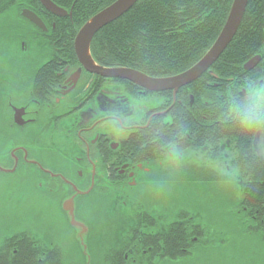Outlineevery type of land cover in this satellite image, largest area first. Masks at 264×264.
<instances>
[{
	"label": "flooded vegetation",
	"instance_id": "af4514ba",
	"mask_svg": "<svg viewBox=\"0 0 264 264\" xmlns=\"http://www.w3.org/2000/svg\"><path fill=\"white\" fill-rule=\"evenodd\" d=\"M117 1L46 0L62 10L57 14L42 0H0V50L6 43L15 47L13 64L0 52V132L7 135L0 145V176L28 184L34 205L48 210L71 245H81L83 231L100 264H181V252L191 259L205 249L204 219L195 209L156 201L158 193L151 189L193 183L207 193V185L251 184L254 177L244 168L252 162L264 165L255 148L264 126L245 127L235 111L253 99L250 85L264 86V0L252 1L253 21L235 43L239 52L236 47L225 55L242 23L222 55L196 79L159 91L90 71L76 54L79 31ZM223 3L194 1L196 13L183 18L184 24L176 16L171 27L161 29L180 43L189 28L192 46L170 49L171 64L182 54L194 55L180 72L154 77L103 64L94 55L95 36L133 8L94 35L95 69L179 77L194 69L218 39L231 8L214 43L198 47L205 41L202 24L211 15L222 17ZM77 7L96 8L82 12L78 29ZM246 52L245 62L231 60ZM4 67L11 73L6 77ZM232 188L236 203L241 194ZM21 195L15 197L18 203ZM35 227L0 241V264L72 260L56 236L47 238ZM165 246H170L166 257Z\"/></svg>",
	"mask_w": 264,
	"mask_h": 264
},
{
	"label": "rangeland",
	"instance_id": "374dc122",
	"mask_svg": "<svg viewBox=\"0 0 264 264\" xmlns=\"http://www.w3.org/2000/svg\"><path fill=\"white\" fill-rule=\"evenodd\" d=\"M7 64L15 63V47L1 46ZM6 63V62H5ZM5 77L11 74L3 68ZM1 77V75H0ZM13 132L12 134H14ZM7 135L0 132V145ZM151 189L157 192L156 201L179 203L180 207L195 209L204 219L207 244L204 250L181 264H264V233L253 227V221L245 217L235 205L232 187L237 185H207L193 183H166ZM28 184L19 185L15 178L0 176V241L20 229L38 228L47 238L56 236L71 256L68 264H100L94 260L97 251L90 243L73 246L68 233L55 224L54 217L40 203L34 205V197ZM22 194V195H21ZM21 195L20 203L15 198ZM152 201H155L153 197ZM104 228L107 224L101 221ZM107 234V239L110 238Z\"/></svg>",
	"mask_w": 264,
	"mask_h": 264
},
{
	"label": "trees",
	"instance_id": "16d2710c",
	"mask_svg": "<svg viewBox=\"0 0 264 264\" xmlns=\"http://www.w3.org/2000/svg\"><path fill=\"white\" fill-rule=\"evenodd\" d=\"M194 1H213V0H141L125 17L116 23L106 27L99 32L93 41L92 52L100 59L103 64L114 66H126L138 69L146 75L154 77H167L180 72L192 62L194 55L182 54L175 64L172 62L170 51L171 48H189L193 44V40L189 39V28L185 29V33L180 36L181 42L178 43L176 38L168 36L161 32V29L171 27L173 23L172 17L180 18L179 24H184L183 18H188L196 13L197 6ZM252 1L249 0L246 14L242 25L238 31V35L228 47L225 55H229L237 46L236 42L242 39L241 34L247 30L249 23L253 21L251 12ZM233 0H224L222 17L211 15L205 19L200 31L204 32V42H200L198 47L208 49L216 40L218 33L221 31L228 11L231 8ZM96 8H75V25L80 20V16L84 10L94 11ZM79 23L76 25L78 29ZM70 38L74 37V33H70ZM69 47L72 48V39H70ZM250 47V45H249ZM231 49V50H230ZM239 52V47H237ZM199 58L200 56H195ZM250 56L240 54L231 56L232 59H241L245 62ZM255 165L246 166L254 177L251 184L237 185V191L241 196L235 205L253 222V227L264 233V165L252 162ZM236 191V190H235ZM167 233H170L168 231ZM170 236V235H169ZM166 257L170 250V246H165ZM197 253V251H195ZM171 255V253H169ZM173 256V255H171ZM181 263L187 261L189 256H185L182 252L179 254ZM186 259V260H185ZM20 264H33L31 261H21ZM45 264H57L54 262H46Z\"/></svg>",
	"mask_w": 264,
	"mask_h": 264
},
{
	"label": "water",
	"instance_id": "95a60500",
	"mask_svg": "<svg viewBox=\"0 0 264 264\" xmlns=\"http://www.w3.org/2000/svg\"><path fill=\"white\" fill-rule=\"evenodd\" d=\"M47 7L57 14H61L60 9L50 5L46 0H42ZM249 0H233L232 7L227 18V21L213 46L203 60L192 70L180 75L177 78L171 79H152L141 73H138L129 69L118 70H103L94 66L93 59L91 57L90 46L94 35L103 27L115 22L121 16L126 14L138 0H118L110 7L103 10L101 13L93 17L88 21L83 28L79 31L76 41L75 50L79 60L85 65V67L93 72H98L105 76L119 77L132 81L133 83L142 86L151 91H159L163 89H170L173 86H182L186 83L196 79L206 69H208L226 50L233 38L235 37L243 17L246 12V8ZM255 148L259 153L262 161L264 162V135H259L255 141ZM83 229V228H79ZM85 233L80 232V241H85Z\"/></svg>",
	"mask_w": 264,
	"mask_h": 264
},
{
	"label": "clouds",
	"instance_id": "9594fccd",
	"mask_svg": "<svg viewBox=\"0 0 264 264\" xmlns=\"http://www.w3.org/2000/svg\"><path fill=\"white\" fill-rule=\"evenodd\" d=\"M249 90L253 99L237 106L235 111L245 127L264 126V86L257 89L254 85H250Z\"/></svg>",
	"mask_w": 264,
	"mask_h": 264
}]
</instances>
